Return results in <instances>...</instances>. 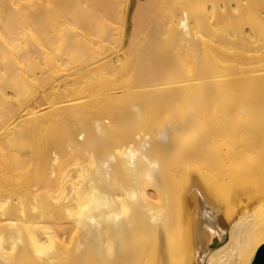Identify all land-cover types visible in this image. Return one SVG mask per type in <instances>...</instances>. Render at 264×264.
Here are the masks:
<instances>
[{
  "label": "bare ground",
  "instance_id": "bare-ground-1",
  "mask_svg": "<svg viewBox=\"0 0 264 264\" xmlns=\"http://www.w3.org/2000/svg\"><path fill=\"white\" fill-rule=\"evenodd\" d=\"M262 246L264 0H0V264Z\"/></svg>",
  "mask_w": 264,
  "mask_h": 264
},
{
  "label": "water",
  "instance_id": "water-1",
  "mask_svg": "<svg viewBox=\"0 0 264 264\" xmlns=\"http://www.w3.org/2000/svg\"><path fill=\"white\" fill-rule=\"evenodd\" d=\"M250 264H264V246L256 252Z\"/></svg>",
  "mask_w": 264,
  "mask_h": 264
}]
</instances>
